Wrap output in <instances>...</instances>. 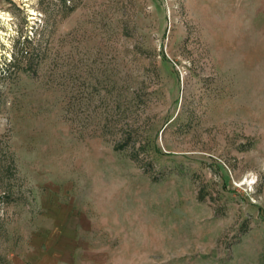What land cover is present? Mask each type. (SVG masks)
<instances>
[{"label": "rangeland", "instance_id": "374dc122", "mask_svg": "<svg viewBox=\"0 0 264 264\" xmlns=\"http://www.w3.org/2000/svg\"><path fill=\"white\" fill-rule=\"evenodd\" d=\"M236 2L0 0V264H264Z\"/></svg>", "mask_w": 264, "mask_h": 264}, {"label": "crops", "instance_id": "0c3cea01", "mask_svg": "<svg viewBox=\"0 0 264 264\" xmlns=\"http://www.w3.org/2000/svg\"><path fill=\"white\" fill-rule=\"evenodd\" d=\"M227 4L228 0H225L226 10L228 8ZM227 13L225 12V14ZM228 15L226 17L227 21ZM236 22L237 27L255 29L256 35L264 38V0H237Z\"/></svg>", "mask_w": 264, "mask_h": 264}]
</instances>
